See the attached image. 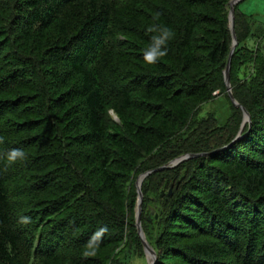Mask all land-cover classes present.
<instances>
[{
    "label": "trees",
    "instance_id": "trees-1",
    "mask_svg": "<svg viewBox=\"0 0 264 264\" xmlns=\"http://www.w3.org/2000/svg\"><path fill=\"white\" fill-rule=\"evenodd\" d=\"M229 1L0 0V264H147L137 177L188 153L141 183L154 264H264V44L239 1L242 126Z\"/></svg>",
    "mask_w": 264,
    "mask_h": 264
},
{
    "label": "water",
    "instance_id": "water-1",
    "mask_svg": "<svg viewBox=\"0 0 264 264\" xmlns=\"http://www.w3.org/2000/svg\"><path fill=\"white\" fill-rule=\"evenodd\" d=\"M239 1H241V0H230L228 3L229 4V12H228L229 29H230V33H231L232 43H231L230 52H229L223 73H224V81H225L226 91H227V94H228L231 102L236 107H240L242 112H243V122H242V126H243V124L245 122H250V115L247 112V110L245 108H243L240 104H238L236 102V100L234 99L232 91H231L230 82H229V69H230L231 56H232V53H233L235 46L237 45V38H236V34H235V30H234V24H233V22H234V6ZM239 133H240V131H239ZM200 154L201 153H188L185 155H181L180 157H177V158L169 161L168 163H166L162 166L147 170V171L141 173L137 177V180L135 183L136 191H137V202H136V209H135V225H136V229H137L139 238H140L142 246H143V250H144V253L146 256L147 264H154L155 259H156V254H155L154 249L145 240V236H144V233H143V230L141 227V210H142V207H141V204H142L141 183H142L143 179L152 172L160 171V170L168 168V167L176 166L181 161L188 159V158H191V157L198 156ZM169 194H170V191H169Z\"/></svg>",
    "mask_w": 264,
    "mask_h": 264
},
{
    "label": "clouds",
    "instance_id": "clouds-1",
    "mask_svg": "<svg viewBox=\"0 0 264 264\" xmlns=\"http://www.w3.org/2000/svg\"><path fill=\"white\" fill-rule=\"evenodd\" d=\"M148 31L156 33V35L152 37V43L146 49L143 58L147 64L154 65L168 54L167 44L174 38L175 33L173 29L166 26H152ZM2 142L3 140L0 138V143ZM26 159L27 155L22 149H12L7 154V160L10 164ZM20 222L27 224L30 222V218L21 217ZM83 255L85 257L94 255V251L86 250Z\"/></svg>",
    "mask_w": 264,
    "mask_h": 264
},
{
    "label": "rangeland",
    "instance_id": "rangeland-1",
    "mask_svg": "<svg viewBox=\"0 0 264 264\" xmlns=\"http://www.w3.org/2000/svg\"><path fill=\"white\" fill-rule=\"evenodd\" d=\"M238 9L244 15L252 19V30L260 32L259 30L261 29L260 43L264 44V0H242L238 4ZM256 41V37L250 36L246 42L251 45L255 44ZM207 112H213L217 114L218 117H221V120H224L227 114L224 98L219 97L212 103L204 105L201 115H205ZM130 264H143V259L141 257H135Z\"/></svg>",
    "mask_w": 264,
    "mask_h": 264
}]
</instances>
